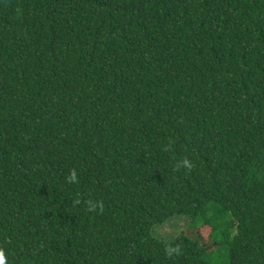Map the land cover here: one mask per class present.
<instances>
[{
  "label": "trees",
  "instance_id": "trees-1",
  "mask_svg": "<svg viewBox=\"0 0 264 264\" xmlns=\"http://www.w3.org/2000/svg\"><path fill=\"white\" fill-rule=\"evenodd\" d=\"M0 252L264 264V0H0Z\"/></svg>",
  "mask_w": 264,
  "mask_h": 264
},
{
  "label": "rangeland",
  "instance_id": "rangeland-1",
  "mask_svg": "<svg viewBox=\"0 0 264 264\" xmlns=\"http://www.w3.org/2000/svg\"><path fill=\"white\" fill-rule=\"evenodd\" d=\"M201 227L202 222L200 220L192 221L184 216L173 217L165 225L156 228L154 235L170 242L178 238L180 234H185L201 242L208 250L215 248V244L207 239L209 230ZM225 254L223 252L216 253L214 256L215 263L222 264Z\"/></svg>",
  "mask_w": 264,
  "mask_h": 264
},
{
  "label": "clouds",
  "instance_id": "clouds-1",
  "mask_svg": "<svg viewBox=\"0 0 264 264\" xmlns=\"http://www.w3.org/2000/svg\"><path fill=\"white\" fill-rule=\"evenodd\" d=\"M184 163H185V165H188V162L187 161H185ZM69 180L71 182H75L76 181V173L74 171L71 174V176L69 177ZM92 208L94 209L95 208V205H93ZM0 264H6V261H5V257H4L3 252H0Z\"/></svg>",
  "mask_w": 264,
  "mask_h": 264
}]
</instances>
